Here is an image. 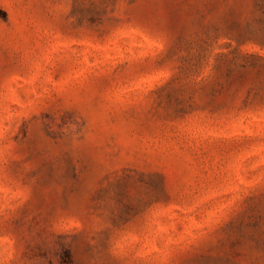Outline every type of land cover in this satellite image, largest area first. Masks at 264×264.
<instances>
[{
    "label": "rangeland",
    "instance_id": "374dc122",
    "mask_svg": "<svg viewBox=\"0 0 264 264\" xmlns=\"http://www.w3.org/2000/svg\"><path fill=\"white\" fill-rule=\"evenodd\" d=\"M0 264H264V0H0Z\"/></svg>",
    "mask_w": 264,
    "mask_h": 264
}]
</instances>
